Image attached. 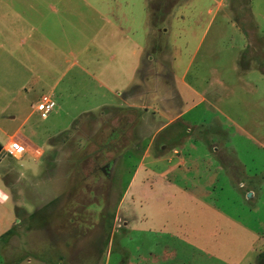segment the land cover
Returning a JSON list of instances; mask_svg holds the SVG:
<instances>
[{
  "label": "rangeland",
  "instance_id": "obj_1",
  "mask_svg": "<svg viewBox=\"0 0 264 264\" xmlns=\"http://www.w3.org/2000/svg\"><path fill=\"white\" fill-rule=\"evenodd\" d=\"M146 5L149 41L122 104L79 117L51 141L39 168L23 159L19 170L27 173L25 177L5 176V182L11 183L15 219L12 231L0 242L4 264H118L122 249L136 262L146 258L156 242L159 253L173 241L165 236L187 231L186 227H202L208 245H213L212 238L225 246L228 234L239 235L230 257L235 263L263 237L264 194L252 203L246 191L247 177L264 172V76L258 75H264V0H146ZM166 30L168 34H163ZM188 62L186 83L194 86L221 79L229 81L230 93L218 102L215 113L204 114L201 107L185 117L183 121L194 130L180 142L185 133L177 122L159 130L181 113L173 78H180ZM233 64L237 75L231 71ZM203 115L208 126L195 129L189 120L196 122ZM59 117L51 113L44 122L35 114L25 129L36 127L33 131L39 135L37 128L59 126ZM161 145L175 147L180 154L166 151L170 168L182 159L188 167L171 174L176 185L167 194H153L156 187L152 193L137 192V183L149 178V164L164 156ZM148 151L151 160H145L135 188L118 210L137 164ZM208 159L218 160L228 176L220 173L206 189L207 174L199 166ZM157 169L165 170V163ZM194 186L210 194L207 201L194 199ZM205 203L211 209L203 207ZM226 252L220 247L221 260ZM254 264H264V254L256 256Z\"/></svg>",
  "mask_w": 264,
  "mask_h": 264
},
{
  "label": "crops",
  "instance_id": "obj_2",
  "mask_svg": "<svg viewBox=\"0 0 264 264\" xmlns=\"http://www.w3.org/2000/svg\"><path fill=\"white\" fill-rule=\"evenodd\" d=\"M207 29L208 26L201 35L194 55L199 52ZM167 31L163 34H168ZM149 33L146 0H0V147L7 150L11 143H16L25 151L21 156L10 158L5 154L0 159V242L12 231L15 219L11 183L5 182V176H14L17 180L25 177L27 173L24 175L23 170H19L23 166V159L31 167L39 168L41 159L51 150V141L67 132L79 117L97 113L106 107L121 105L123 94L133 85L141 68ZM193 58L194 56L191 57ZM190 63L188 62L180 78H173V86L181 101V113L159 130H166L174 122H182L181 125L185 128L182 141L187 133L194 130L191 131L183 121L184 118L201 107L206 109L204 114L207 110L215 113L218 102L230 93L229 81L221 79L194 86L186 83L184 78ZM231 71L235 75L239 74L237 64H233ZM258 75L264 76L260 72ZM177 85L182 88L178 89ZM243 85L251 86L249 83ZM250 88L256 89L255 86ZM44 99L54 103L51 113L61 115L59 118L62 128L56 124L55 127L44 130L37 128V135L33 131L36 127L27 130L25 126L33 115L40 117L37 106ZM50 114L46 119H40L46 122ZM222 116L228 119L227 115ZM214 120L218 121L216 116ZM189 121L195 123V129H206L208 126L204 115L196 122ZM216 126L223 128L219 122ZM169 148L161 145L160 150H163L164 156L149 164V178H142L137 183V192L140 189H150L149 193H152L151 188L156 187L153 194L164 195L176 185L171 174L188 166L182 159L175 164L176 167L170 168L172 161L166 153L172 151L177 157L180 154L175 147ZM228 148V151H232ZM149 151L137 164L131 181L123 192L118 210L135 188L136 179L144 170L145 160H151ZM214 162L208 159L199 166L207 174L204 182L206 189L212 187L220 173L228 176L220 162ZM161 163H165V170L157 169V165ZM263 175L264 172L247 177L246 194L251 193L252 203L264 194ZM158 189H163V193L158 192ZM182 190L189 195L186 188ZM192 191L196 195L194 199L207 201V194L210 195L197 186ZM169 198L175 199L174 196ZM203 207L211 209L208 203ZM186 228L187 231L182 233L165 236L173 241L162 247L159 253H156L159 243H154L155 251L152 248L146 258H140L136 262L129 259L124 249L120 250L122 258L118 264H202L205 261L208 264H254L255 257L264 254V231L257 245L251 244L237 262L231 263L230 257L236 252L239 235L228 234L225 246L219 243L216 245L212 238L213 245H208V237L202 227ZM213 230L214 228L210 231ZM259 245L262 250L258 249ZM220 247L227 251L226 258L222 260L219 256ZM0 264H4L1 252Z\"/></svg>",
  "mask_w": 264,
  "mask_h": 264
},
{
  "label": "built area",
  "instance_id": "obj_3",
  "mask_svg": "<svg viewBox=\"0 0 264 264\" xmlns=\"http://www.w3.org/2000/svg\"><path fill=\"white\" fill-rule=\"evenodd\" d=\"M55 105L51 101L44 99L38 106L37 112L40 114L42 119H46V117L53 111ZM5 154L16 157L25 154V151L16 143H11L8 146V149L5 151Z\"/></svg>",
  "mask_w": 264,
  "mask_h": 264
},
{
  "label": "water",
  "instance_id": "obj_4",
  "mask_svg": "<svg viewBox=\"0 0 264 264\" xmlns=\"http://www.w3.org/2000/svg\"><path fill=\"white\" fill-rule=\"evenodd\" d=\"M4 156V153L2 151V148L0 147V158ZM247 199L250 200L251 199V193H248L247 195Z\"/></svg>",
  "mask_w": 264,
  "mask_h": 264
},
{
  "label": "trees",
  "instance_id": "obj_5",
  "mask_svg": "<svg viewBox=\"0 0 264 264\" xmlns=\"http://www.w3.org/2000/svg\"><path fill=\"white\" fill-rule=\"evenodd\" d=\"M178 123V124H177ZM176 124L180 127V129L182 130L183 129V131L185 130V128L181 125V123H179V122H177ZM180 141V140H179ZM181 141H182V139H181ZM180 141V142H181ZM180 142L178 143V142H176V143H178V145L180 144Z\"/></svg>",
  "mask_w": 264,
  "mask_h": 264
}]
</instances>
